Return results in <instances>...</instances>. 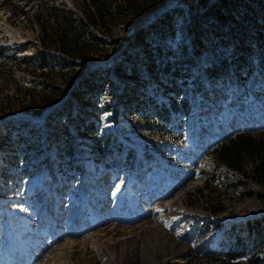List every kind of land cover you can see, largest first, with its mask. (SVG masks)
I'll use <instances>...</instances> for the list:
<instances>
[{
    "label": "rangeland",
    "instance_id": "obj_1",
    "mask_svg": "<svg viewBox=\"0 0 264 264\" xmlns=\"http://www.w3.org/2000/svg\"><path fill=\"white\" fill-rule=\"evenodd\" d=\"M41 1L73 6L0 0V264H264L263 242L239 245L264 216L259 161L217 156L238 132L264 138V54L216 0H162L119 22L104 55L54 58L64 89L42 108L44 79L13 59L45 52Z\"/></svg>",
    "mask_w": 264,
    "mask_h": 264
},
{
    "label": "trees",
    "instance_id": "obj_2",
    "mask_svg": "<svg viewBox=\"0 0 264 264\" xmlns=\"http://www.w3.org/2000/svg\"><path fill=\"white\" fill-rule=\"evenodd\" d=\"M161 1L73 0L71 7L64 2L48 4L41 1L32 22L38 26V40L45 52L33 53L30 56H13V59L17 60V65H24L23 70L44 79L41 80V84L48 94L36 96L35 101L31 100L30 94L32 103L43 104V108L44 105L55 102L64 89L58 88L56 81H53L51 77L54 67L51 63L54 58L59 57L60 62L65 66H77L79 65L77 61H86L94 55H104L98 48L99 44L113 34L119 22H127ZM215 3L218 13L232 18L235 33L249 46L254 45L256 54L262 57L264 54V7L258 10L246 0H216ZM233 61L236 62V59L233 58ZM233 61L226 58L221 66L214 65L208 68V74L220 76L224 71L226 72V67L228 68ZM65 83L68 84L69 80H65ZM162 113H164L163 110H161ZM217 156L220 165L223 164L238 172H244V163L247 159L259 161L254 168V174L264 175V138H257L250 131L238 132L233 138L222 143ZM248 225L247 237L241 239L239 245L243 248L249 245L260 247L261 242L264 243V216L250 221ZM259 261L260 258L256 257V260H252V264H259Z\"/></svg>",
    "mask_w": 264,
    "mask_h": 264
},
{
    "label": "bare ground",
    "instance_id": "obj_3",
    "mask_svg": "<svg viewBox=\"0 0 264 264\" xmlns=\"http://www.w3.org/2000/svg\"><path fill=\"white\" fill-rule=\"evenodd\" d=\"M165 7H166V6H165ZM163 8H164V7H163ZM163 8H162V9H163ZM162 9H161V10H162ZM161 10H157L156 12H154V14H156L157 12H160ZM154 14H153V15H154ZM153 15L148 16V18H150V17L153 16Z\"/></svg>",
    "mask_w": 264,
    "mask_h": 264
},
{
    "label": "water",
    "instance_id": "obj_4",
    "mask_svg": "<svg viewBox=\"0 0 264 264\" xmlns=\"http://www.w3.org/2000/svg\"><path fill=\"white\" fill-rule=\"evenodd\" d=\"M168 7H170V5H167L166 7H164L161 11L166 10Z\"/></svg>",
    "mask_w": 264,
    "mask_h": 264
}]
</instances>
